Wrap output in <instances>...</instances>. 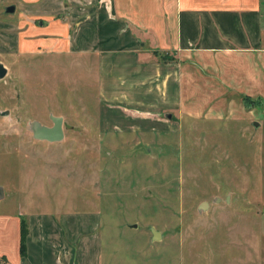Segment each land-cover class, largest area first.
<instances>
[{"label": "rangeland", "instance_id": "rangeland-1", "mask_svg": "<svg viewBox=\"0 0 264 264\" xmlns=\"http://www.w3.org/2000/svg\"><path fill=\"white\" fill-rule=\"evenodd\" d=\"M4 7L0 249L9 258L17 218L35 215L86 238L77 264H264L263 100L242 98L240 110L218 105L216 91H186L193 105L129 129L99 96L95 59L66 54ZM51 115L63 118L64 137L35 139L30 123L51 126Z\"/></svg>", "mask_w": 264, "mask_h": 264}, {"label": "crops", "instance_id": "crops-1", "mask_svg": "<svg viewBox=\"0 0 264 264\" xmlns=\"http://www.w3.org/2000/svg\"><path fill=\"white\" fill-rule=\"evenodd\" d=\"M0 3L14 4L18 22L37 23L45 39L65 43L66 54L95 59L99 96L102 89L105 107L122 111L129 129L140 131L170 115L168 109L193 105L185 102L186 91H216L218 105L240 110L244 96L264 101V0ZM17 34L8 37L11 43ZM47 219L28 217L22 257L17 218V255L11 259L0 249V264H77L86 238Z\"/></svg>", "mask_w": 264, "mask_h": 264}, {"label": "water", "instance_id": "water-1", "mask_svg": "<svg viewBox=\"0 0 264 264\" xmlns=\"http://www.w3.org/2000/svg\"><path fill=\"white\" fill-rule=\"evenodd\" d=\"M4 11L6 13H14L15 11V5L10 4L4 7ZM7 73L6 67L3 65V63L0 62V78L4 77ZM52 125L47 126L44 124H41L38 121H33L30 123V129L32 132V135L37 140H46L48 142H58L64 137V131H63V118L61 116H55L51 115ZM255 124H257L255 122ZM3 195L2 187L0 186V197ZM206 203L203 202L200 204V209H204L206 207ZM152 231V238L157 239L160 237L159 232L151 228Z\"/></svg>", "mask_w": 264, "mask_h": 264}, {"label": "trees", "instance_id": "trees-1", "mask_svg": "<svg viewBox=\"0 0 264 264\" xmlns=\"http://www.w3.org/2000/svg\"><path fill=\"white\" fill-rule=\"evenodd\" d=\"M161 58L164 59V56L161 55ZM243 100H245L246 102L250 103V104H255V100L251 99L248 96H244ZM27 234H28V224L27 221L24 220L22 217L20 218V223H19V253L20 256H25L26 255V238H27Z\"/></svg>", "mask_w": 264, "mask_h": 264}]
</instances>
